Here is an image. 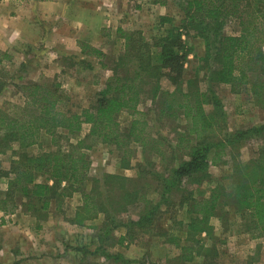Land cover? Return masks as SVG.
I'll list each match as a JSON object with an SVG mask.
<instances>
[{
    "label": "trees",
    "instance_id": "obj_1",
    "mask_svg": "<svg viewBox=\"0 0 264 264\" xmlns=\"http://www.w3.org/2000/svg\"><path fill=\"white\" fill-rule=\"evenodd\" d=\"M181 7L184 13L181 25L153 38L152 43L143 35L135 38L134 33L117 29L124 40L120 65L127 70L108 77L104 90L92 107L80 110L65 108V94L59 83L48 85L33 81L22 86L24 100L17 106L19 111L12 115L0 114V152L12 150L16 156L7 169H0V177L7 180L0 208L7 211L4 206L7 198L19 196L25 200L27 208L38 207L37 203H40L37 209L46 210L56 197L59 200L55 202V209L62 211L65 199L76 190L70 194L61 190L84 183V171L89 163L82 149L89 145L79 141L70 144L66 150L39 148L28 153V147L37 143L41 132L54 137L59 129L77 133L83 124H89L90 139L114 142L118 147L129 141L138 142L141 147L147 146L151 140L145 134L148 121L143 119L144 113L138 109L142 99L140 84L148 77H156L153 98L160 97V93L162 96V89L167 95V99L161 102L159 114L184 121L185 130L178 136L176 147L185 151L187 157L164 172L138 169L143 164L139 163V173L134 178L106 174L103 184L107 191L98 189L97 179L89 190L81 191L82 202L77 206L72 222L97 230L90 239L96 242V246L93 250L83 248L85 253L97 255L105 261L111 260V264L134 263L120 252H109L107 247L115 243H131L137 230L155 226L163 206L175 204L186 208L188 219L185 222L178 220L183 227L184 239L173 228L158 234L176 245L179 252L171 259L176 261L175 264H190L199 256L202 259L198 264H218V253L209 248L203 235L210 237L214 228L211 219L227 215L228 204L250 222L252 227L248 232L251 237L264 238V123L234 131L225 129L223 105L213 88L220 84L245 85L253 90L248 89L256 97L264 89V76L246 68L250 63L264 68V0H183ZM231 20L237 22L239 30L237 34L227 35L224 29ZM161 22H169V18L161 17ZM190 35L203 40L204 54L198 60L207 69L205 81L208 79L214 83L203 89L196 85V79L184 83L182 78L186 57L191 52H188L184 37ZM86 47H89L87 55H103L99 49ZM243 59L246 60L242 62ZM161 75L167 76L178 90L169 91L162 87ZM124 110L132 116L125 133L119 131L117 123V115ZM254 138L260 141L255 156L244 161L240 158L239 149ZM154 148L162 161L164 151ZM123 155L129 157L131 154L123 150ZM225 156L231 158L232 164L226 176L231 180L229 190L209 172V166L218 165ZM122 163L130 166L131 156L128 160L123 158ZM42 175L45 180L38 181ZM151 178L156 179L158 186L156 200L148 195ZM62 182L67 187H60ZM128 184L130 190L126 189ZM203 186L207 187L206 190ZM116 190L119 192L115 194ZM131 207L139 209L137 218L125 222L120 215ZM100 215H103L100 224L86 223ZM4 217H0V224L5 221ZM119 227L125 229V234L116 236L114 232Z\"/></svg>",
    "mask_w": 264,
    "mask_h": 264
},
{
    "label": "rangeland",
    "instance_id": "obj_2",
    "mask_svg": "<svg viewBox=\"0 0 264 264\" xmlns=\"http://www.w3.org/2000/svg\"><path fill=\"white\" fill-rule=\"evenodd\" d=\"M183 0H17L16 7H20L21 13L25 10H33L40 14L34 13L36 27L45 29L55 24L58 33H72V43L76 42L73 49L60 48L57 57L52 65H39L38 58L31 57L32 64L22 66L19 58H13L6 53L3 58V65H0V114L9 113L10 115L18 112L17 106H20L24 100L22 86L29 82H39L42 84L59 83L65 94V108L71 110H80L82 108L92 107L95 105L101 92L104 90L107 79L112 74H122L127 69H123L120 65V55L124 51V40L117 32L120 28L128 33H134L135 38L143 35L149 43L153 38L165 35L168 29L179 27L181 25L184 13L181 10ZM4 12L9 13L13 8L11 5H5L0 0ZM38 10V12L36 10ZM60 11V12H56ZM43 14V15H42ZM59 17V18H56ZM161 17H168L169 22L162 23ZM54 18V19H53ZM53 19V20H51ZM79 30V31H78ZM238 25L234 20L228 21L224 33L227 35L237 34ZM55 40V38H53ZM189 54L186 57L182 78L184 83L191 79L197 80V86L200 89L214 84L208 79L205 81L206 68L205 64L198 60L199 45L200 49L203 40L194 38L192 35L184 37ZM32 46L38 48L41 44L38 38L32 40ZM89 45L103 52L100 57L92 54L87 55ZM62 47V46H60ZM76 47V48H75ZM203 49V48H202ZM153 50V48H152ZM204 54V53H203ZM31 55V52L30 54ZM202 56V55H201ZM243 59L242 62H244ZM132 66L130 70H132ZM246 68L252 72H259L264 76V68L250 63ZM59 70V71H56ZM156 77H148L140 84L142 88V99L139 104V111L144 113L143 119L148 121L145 127V134L151 139L149 144L141 147L138 142L127 143L121 147L116 143H104L100 139L88 138L90 125L83 124L82 129L77 133H69L64 129H59L54 137L41 132L36 144L28 147V153L34 152L39 148L46 151H54L58 148L69 149L70 144H77L83 141L88 144V148H83L86 160L89 163L87 170L84 171L85 181L82 184L65 187L61 192L72 196L65 199L63 210L70 204L81 199V191L89 190L94 183V179L99 180L98 189L106 190L103 184L106 174H117L128 178H134L138 175V164L143 163L138 169H152L158 172H164L166 169L174 167L178 161L186 158V153L182 149L176 147L178 136L184 132L185 123L183 120H174L165 114H159L161 102L166 98V92L162 89L163 95L153 98V89L156 86ZM160 85L169 91L178 90L172 84L167 76H160ZM196 82H193V84ZM217 95L220 97L225 112L226 126L225 129L234 131L237 129H245L252 125L264 123V89L258 96L251 95V88L245 85L239 87L229 86L227 84L214 85ZM232 88V89H231ZM250 89L251 91L249 92ZM233 90H236L235 92ZM161 92V91H160ZM12 103L10 106L9 104ZM209 108V107H207ZM132 116L129 111H121L117 115V123L119 131L125 133L129 129ZM127 142V141H125ZM260 141L258 139H249L240 149V158L244 161L255 156ZM157 147L164 151L165 157L160 161V156L156 150ZM123 150H128L131 155L124 157ZM0 152V169H7L11 160L16 159L12 150ZM131 165H122V159H130ZM122 166H125L124 168ZM231 158L223 157L218 165L211 164L209 172L213 178L221 181L228 190L231 188V180L226 176L231 170ZM40 181H44V175L38 177ZM152 186L148 195L152 199H158V186L155 178H151ZM206 186L203 189L206 190ZM130 190V184L126 186ZM107 191V190H106ZM121 191V190H120ZM201 192V190L199 189ZM198 195L201 196L199 194ZM119 192L115 191V194ZM205 193V192H202ZM174 196H176L174 194ZM80 197V199H79ZM19 196L7 198L6 209L11 211L14 209V202H20ZM58 198L53 199V208ZM25 204V203H24ZM40 206V203H37ZM185 206L179 204L163 206L162 212L158 214L155 226L152 229L144 231H136L134 240L129 244L131 246V254L135 256V264H175L176 261L171 260L178 254V249L173 241H168L167 237H160L158 234L165 229L173 228L174 232L184 239L183 227L178 220L184 222L188 219L185 212ZM61 211V209H56ZM138 208L131 207L127 211L121 213L120 217L126 222L128 219H136ZM228 214L223 218L213 217L211 223L213 225L210 237L206 238L209 248L218 253V264H264V238L251 237L248 230L252 227L250 222L245 221L235 209L234 206L228 204L226 207ZM103 215L98 219L87 221L86 223L94 226L100 224ZM79 231L85 236L86 243L91 241L96 229L88 227L81 228ZM123 227L115 230L114 234L119 236ZM79 256L88 258L80 261L79 264H111L110 261L99 259L97 255H90L83 250L84 245L78 244ZM88 250V249H87ZM90 250V249H89ZM190 264H198L201 256ZM117 264H125L120 262ZM133 264V263H131ZM181 264H186L182 263ZM188 264V263H187Z\"/></svg>",
    "mask_w": 264,
    "mask_h": 264
},
{
    "label": "crops",
    "instance_id": "obj_3",
    "mask_svg": "<svg viewBox=\"0 0 264 264\" xmlns=\"http://www.w3.org/2000/svg\"><path fill=\"white\" fill-rule=\"evenodd\" d=\"M2 1L5 5L12 4L13 9L9 13L0 9V65L4 64L3 58L6 57V53L13 58H19L20 64L24 67L32 64L31 57L35 55L39 62L34 63L52 65L57 57L55 51H60V48L65 50L64 45L71 50L76 46V42L72 43V38L70 39L72 33H58L55 24L46 30L38 29L36 20L33 19L36 12L27 9L21 13L20 7H16L17 0ZM36 14L37 19H40L39 12ZM36 38L41 44L38 48L32 46V40L35 41ZM198 51L200 56L203 55V44L201 49L199 45ZM6 190L7 180L0 177V205H3ZM24 203L25 200L21 198L20 202H14L15 206L11 211L0 208V217L5 215V221L0 224V264H79L88 258L87 255L79 256L80 247L77 245L80 243L93 250L96 242L86 243V237L79 232L83 227L72 222L76 208L81 204L80 201L77 200L75 205L69 204L62 211L53 208L52 203L46 210L37 209L38 207L27 208ZM123 234L125 229L121 230L119 236ZM129 244L115 243L107 247V250L120 252L126 258L134 260L135 256L131 254Z\"/></svg>",
    "mask_w": 264,
    "mask_h": 264
}]
</instances>
